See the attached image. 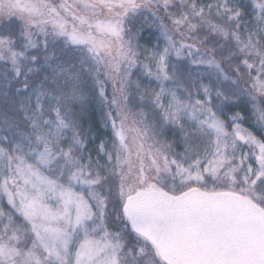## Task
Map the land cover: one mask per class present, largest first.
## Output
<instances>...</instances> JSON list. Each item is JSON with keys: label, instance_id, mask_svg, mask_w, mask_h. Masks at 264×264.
<instances>
[{"label": "snow or ice", "instance_id": "6c2138e0", "mask_svg": "<svg viewBox=\"0 0 264 264\" xmlns=\"http://www.w3.org/2000/svg\"><path fill=\"white\" fill-rule=\"evenodd\" d=\"M0 264H264V0H0Z\"/></svg>", "mask_w": 264, "mask_h": 264}, {"label": "trees", "instance_id": "16d2710c", "mask_svg": "<svg viewBox=\"0 0 264 264\" xmlns=\"http://www.w3.org/2000/svg\"><path fill=\"white\" fill-rule=\"evenodd\" d=\"M94 115H96L98 117L99 116V113H95Z\"/></svg>", "mask_w": 264, "mask_h": 264}]
</instances>
